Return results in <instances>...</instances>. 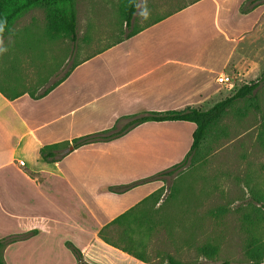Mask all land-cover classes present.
<instances>
[{
    "label": "crops",
    "instance_id": "0c3cea01",
    "mask_svg": "<svg viewBox=\"0 0 264 264\" xmlns=\"http://www.w3.org/2000/svg\"><path fill=\"white\" fill-rule=\"evenodd\" d=\"M242 3L188 0L145 22L139 19L135 33L93 54H109L112 60L110 67L99 69L101 80L109 68L126 76L125 81L103 93L115 92L112 100L124 107H146L147 111L219 100V95L215 96L220 88H213L219 84L215 76L229 67L242 66L245 34L259 20L257 7L240 12ZM133 19L134 15L130 26ZM25 34L46 46H34L41 58L35 68V90L14 89L0 75V237L29 231L34 235L5 245V263L77 264L65 245L68 240L89 264H150L104 242L97 232L163 186L164 179L140 182L121 191L107 187L138 180L180 161L189 149L195 124L186 120L144 121L122 136L81 145L56 161L43 160L40 146L93 130L85 126L83 118H67L77 108H68L74 99L69 79L75 73L77 77L86 74L90 69L80 67L93 55L71 68L68 37H50L36 30ZM25 34H18L14 43L23 42ZM4 41L6 36L0 44ZM55 41L61 44L54 48L47 45ZM16 50L13 56L20 59L23 50ZM50 51L53 60H49ZM74 83L79 86V82Z\"/></svg>",
    "mask_w": 264,
    "mask_h": 264
},
{
    "label": "rangeland",
    "instance_id": "374dc122",
    "mask_svg": "<svg viewBox=\"0 0 264 264\" xmlns=\"http://www.w3.org/2000/svg\"><path fill=\"white\" fill-rule=\"evenodd\" d=\"M187 1L139 0L132 25L125 27L118 10L120 0H75L77 36L74 43L67 39L69 67L122 38L127 31L137 27L139 19L145 22L168 13L178 2ZM241 6L247 11L257 7L256 14H259L258 23L245 34L241 47L246 59L238 69H226L233 82L231 87L213 84V88H220V94L215 97L219 95L218 99H221L243 83L256 82V87L250 95L232 101L221 117L211 124L198 152L175 173L163 178L164 196L169 200L164 208L171 219L167 229L161 227L150 237L148 252L155 263L161 262V257H156L157 253H171L186 264L247 261L243 254L246 238L241 225L243 214H262L253 232L264 239V0H243ZM32 30L47 35L45 11L40 6L23 12L4 35L6 42L0 44V75L9 80L14 89L37 88L35 68L41 58L34 46L46 44H36L30 36L27 37L25 33ZM18 34L26 37L21 36L23 42L15 44ZM60 44L55 41L47 45L54 48ZM16 49L23 50L20 59L13 56ZM49 55V60H53L54 53L50 51ZM31 56L33 61L30 62ZM111 64L109 54L107 57L93 55L80 67L90 70L82 77L75 73L69 79V93L74 99L70 100L68 108H77L67 118H83L85 126L93 129L86 133L98 132L103 126L119 130L128 121L126 115H140L147 111L146 107H124L112 100L115 92L103 93L126 80V76L117 75L110 68L106 78L100 79L99 69L108 68ZM74 81L79 82V86ZM109 100H112L111 104H107ZM209 101L191 106L206 108L208 106L205 105L215 102ZM104 102L107 103L103 105ZM184 107L187 106L178 109ZM125 108L131 110L124 112ZM32 235L34 233L31 232L17 240ZM204 241L218 244L219 250L214 257L207 258L197 252L196 245ZM75 261L79 264L76 258Z\"/></svg>",
    "mask_w": 264,
    "mask_h": 264
},
{
    "label": "trees",
    "instance_id": "16d2710c",
    "mask_svg": "<svg viewBox=\"0 0 264 264\" xmlns=\"http://www.w3.org/2000/svg\"><path fill=\"white\" fill-rule=\"evenodd\" d=\"M137 3L138 0H120L119 2L118 10L125 27H130ZM36 6L42 7L45 11V31L48 36H65L73 43L76 41L77 23L75 0H0V37L6 35L10 31L14 21L21 16L23 12ZM240 11L247 12V9L241 6ZM136 31V29H131L126 32L124 37L130 36ZM74 65H76V63H74L71 68ZM56 83L57 81L53 82L51 86L43 90L38 96L45 94ZM255 87L256 82L243 83L239 85L232 94L215 101L207 108L187 106L182 109L146 111L140 115H126L125 117H128V121L119 130H113L111 127L94 133L78 135L70 140L44 144L39 147L38 152L43 160L56 161L76 147L95 141H108L116 138L144 121H192L195 127L191 133V143L188 151L180 161L149 176L125 184L108 186L107 189L121 191L140 182L157 178L163 179L165 176H170L175 173L181 166H184L186 160H189L192 155L198 152L207 130L211 124L221 117L232 101L250 95ZM31 96L34 97L35 95L31 94ZM38 96L36 95L35 97ZM163 192L164 188L160 186L145 196L135 206L115 216L98 230V237L104 242L150 264H186L183 260L175 257L171 253H157L158 255L156 254V257H161L160 263H155L149 256L148 243L152 233L158 232L161 227L167 229L171 219H169L170 214L164 211V207L167 206L166 204L169 200L167 196H163ZM160 199L161 201L158 206L154 207ZM260 215L262 216V214L258 213H248L243 214L241 217V225L246 231L243 254L247 261L232 262L229 260H222L219 262H206L202 264H264V239L255 235L253 232L256 221L261 218ZM112 226L115 232H113ZM29 233L31 232L10 234L0 237V264H5L1 253L2 248L8 243L22 236H26ZM65 245L73 253L79 264H88L83 259L80 249L71 241H65ZM196 250L199 254L207 258H212L218 252L219 246L217 243L204 241L196 245Z\"/></svg>",
    "mask_w": 264,
    "mask_h": 264
},
{
    "label": "built area",
    "instance_id": "2783aa9c",
    "mask_svg": "<svg viewBox=\"0 0 264 264\" xmlns=\"http://www.w3.org/2000/svg\"><path fill=\"white\" fill-rule=\"evenodd\" d=\"M215 81L222 85H227L231 87L233 85V82L231 80L230 75H228L226 72H220L215 76ZM21 163V162H20Z\"/></svg>",
    "mask_w": 264,
    "mask_h": 264
},
{
    "label": "clouds",
    "instance_id": "9594fccd",
    "mask_svg": "<svg viewBox=\"0 0 264 264\" xmlns=\"http://www.w3.org/2000/svg\"><path fill=\"white\" fill-rule=\"evenodd\" d=\"M145 16L147 15V13L145 12V13H143Z\"/></svg>",
    "mask_w": 264,
    "mask_h": 264
}]
</instances>
